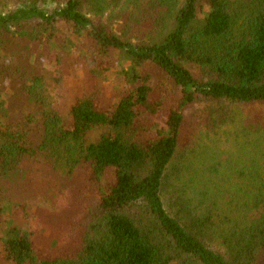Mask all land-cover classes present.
<instances>
[{"label": "trees", "instance_id": "trees-1", "mask_svg": "<svg viewBox=\"0 0 264 264\" xmlns=\"http://www.w3.org/2000/svg\"><path fill=\"white\" fill-rule=\"evenodd\" d=\"M24 161L77 177V237L0 264H264V0H0V224Z\"/></svg>", "mask_w": 264, "mask_h": 264}, {"label": "rangeland", "instance_id": "rangeland-1", "mask_svg": "<svg viewBox=\"0 0 264 264\" xmlns=\"http://www.w3.org/2000/svg\"><path fill=\"white\" fill-rule=\"evenodd\" d=\"M118 66L126 67L127 62L117 61ZM114 78L112 72L104 83V95L110 101L114 100L110 95L113 83L116 82ZM166 88L170 90L168 85ZM4 96L5 100L8 96L10 97V93ZM104 131L103 127L89 131L88 141H97ZM50 171L47 165H34L24 161L14 171L3 176L1 185L9 190L11 200L5 205L4 221L0 224V242L11 226H20L33 231L36 243L51 251H54L58 245L69 243L75 236L77 237L71 228L81 209V205L74 201V196L79 191L74 181L77 177L75 175L67 177L65 174H55ZM51 183L56 189V195L59 196L60 205L58 206L44 195L34 196L35 192H39L38 189L47 188V185ZM23 204L26 205V216L18 211Z\"/></svg>", "mask_w": 264, "mask_h": 264}]
</instances>
